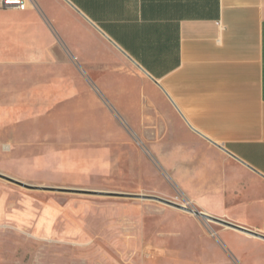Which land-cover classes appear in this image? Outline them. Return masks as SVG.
<instances>
[{
	"label": "crops",
	"instance_id": "1",
	"mask_svg": "<svg viewBox=\"0 0 264 264\" xmlns=\"http://www.w3.org/2000/svg\"><path fill=\"white\" fill-rule=\"evenodd\" d=\"M32 1L0 7L16 63L40 68L0 101V170L49 181L59 135L110 150L127 132L195 209L264 235V0ZM75 103L79 131L57 134ZM219 238L227 252L208 239L192 264H264L263 240L227 227Z\"/></svg>",
	"mask_w": 264,
	"mask_h": 264
},
{
	"label": "rangeland",
	"instance_id": "2",
	"mask_svg": "<svg viewBox=\"0 0 264 264\" xmlns=\"http://www.w3.org/2000/svg\"><path fill=\"white\" fill-rule=\"evenodd\" d=\"M28 5L33 6V1ZM6 45L8 38L0 35V101L9 99L17 88L34 85L40 71L28 59L17 64L15 50ZM16 74L23 80L17 81ZM69 109L65 119L57 120V134L79 131L80 105ZM10 132L0 130L2 153ZM126 134L117 137L110 150L86 137L64 141L59 135L56 172L49 181L32 178L19 166L2 164L1 174L38 189L0 179V264H192L198 259L196 246L209 247L208 239L227 252L219 238L225 230L221 224L155 200L91 193L154 196L195 207L146 146ZM69 147L75 153L65 160L62 151Z\"/></svg>",
	"mask_w": 264,
	"mask_h": 264
},
{
	"label": "water",
	"instance_id": "3",
	"mask_svg": "<svg viewBox=\"0 0 264 264\" xmlns=\"http://www.w3.org/2000/svg\"><path fill=\"white\" fill-rule=\"evenodd\" d=\"M0 179L5 180L7 182H10L12 184L18 185V186L23 187V188L38 189L36 186L27 185L25 183H22V182H20L18 180H15V179L10 178L8 176H5L3 174H0ZM91 193L99 195V196H117V197H126V198H136V199H142V200H155V201L167 204L169 206H172V207H174V208H176L178 210H181V211L187 212L189 214H192V215H194L195 217H197L199 219H203L205 221H211V222H214V223L221 224V225H223V226H225L227 228L242 232L244 234H247L249 236H252V237H255V238H258V239H261V240L264 241V235H262V234L253 232L251 230L245 229V228L240 227V226L235 225V224H231V223L226 222L224 220L212 217L210 215H207V214H205L203 212L198 211L197 209H195L193 207L176 204V203H173V202H170V201L158 198V197L143 196V195H130V194H117V193L98 192V191H94V192H91Z\"/></svg>",
	"mask_w": 264,
	"mask_h": 264
},
{
	"label": "built area",
	"instance_id": "4",
	"mask_svg": "<svg viewBox=\"0 0 264 264\" xmlns=\"http://www.w3.org/2000/svg\"><path fill=\"white\" fill-rule=\"evenodd\" d=\"M30 0H0V7L5 9H22L27 4H29Z\"/></svg>",
	"mask_w": 264,
	"mask_h": 264
}]
</instances>
